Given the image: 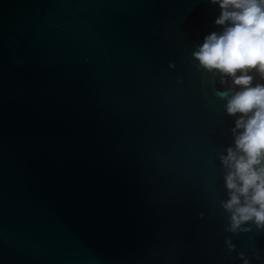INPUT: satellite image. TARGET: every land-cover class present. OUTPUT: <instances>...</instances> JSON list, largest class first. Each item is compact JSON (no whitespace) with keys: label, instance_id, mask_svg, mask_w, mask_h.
<instances>
[{"label":"water","instance_id":"obj_1","mask_svg":"<svg viewBox=\"0 0 264 264\" xmlns=\"http://www.w3.org/2000/svg\"><path fill=\"white\" fill-rule=\"evenodd\" d=\"M219 14L0 0V264H264L223 207L232 78L193 56Z\"/></svg>","mask_w":264,"mask_h":264},{"label":"clouds","instance_id":"obj_2","mask_svg":"<svg viewBox=\"0 0 264 264\" xmlns=\"http://www.w3.org/2000/svg\"><path fill=\"white\" fill-rule=\"evenodd\" d=\"M220 9L214 23L222 31L211 32L193 53L202 68L232 78L239 88L227 98L225 111L229 116L240 114L232 129L234 146L221 157L228 169L225 187L229 200L223 207L232 211L233 227L254 219L264 224V85L251 86L253 77L248 71L255 69L264 76V0H210ZM227 24V26H225ZM241 73L239 76L236 73ZM242 130V131H241ZM237 153H240L238 155ZM260 165V167H257ZM240 197L244 198L241 206ZM234 210V211H233Z\"/></svg>","mask_w":264,"mask_h":264},{"label":"trees","instance_id":"obj_3","mask_svg":"<svg viewBox=\"0 0 264 264\" xmlns=\"http://www.w3.org/2000/svg\"><path fill=\"white\" fill-rule=\"evenodd\" d=\"M249 75L253 77L251 86L255 87L256 85H264V76H262L257 70H250Z\"/></svg>","mask_w":264,"mask_h":264},{"label":"built area","instance_id":"obj_4","mask_svg":"<svg viewBox=\"0 0 264 264\" xmlns=\"http://www.w3.org/2000/svg\"><path fill=\"white\" fill-rule=\"evenodd\" d=\"M240 74L241 73H239V72L236 73L237 76H239ZM247 74L249 75V71H248ZM230 87L233 88V92H232L233 94H234L235 91H239L240 90L239 88H237V87L232 85V81H231Z\"/></svg>","mask_w":264,"mask_h":264}]
</instances>
